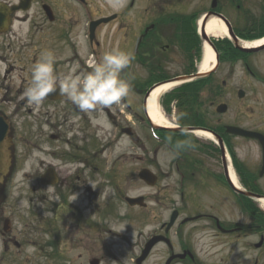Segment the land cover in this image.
I'll return each mask as SVG.
<instances>
[{
	"label": "flooded vegetation",
	"instance_id": "flooded-vegetation-1",
	"mask_svg": "<svg viewBox=\"0 0 264 264\" xmlns=\"http://www.w3.org/2000/svg\"><path fill=\"white\" fill-rule=\"evenodd\" d=\"M213 1L125 0L113 8L107 0H0V66H5L0 117L11 127L15 169L10 178L39 181L32 192L8 183L0 206V264H24L28 244L51 249L43 255L60 263L104 264L112 257L109 234L124 237L108 224L123 219L126 194L114 191L108 200L102 178L113 184L125 178L138 182L142 169L158 174L155 164L165 141L177 153L170 169L174 173L176 167L181 177L178 211L184 216L169 233L164 224L159 229L158 234L179 240L172 247L161 243L160 264H264V214L252 198L237 194L229 179L233 167L246 192L264 196V45H253L264 38V0H218L214 11L227 18L233 35L211 39L218 65L182 90L183 100L175 103L186 115L179 125L171 115V126L157 125L146 109L150 89L172 79V44L182 47L184 75L198 67L203 40L197 20L212 10ZM220 7L243 12L230 18ZM113 48L134 56L123 75L137 89L130 87L121 104L83 113L58 89L39 107L21 99L43 52L55 55V72L63 76L73 65L89 71ZM222 105L225 112L219 111ZM103 120L107 127L96 122ZM182 128L213 136L195 138L176 130ZM153 132L162 139L159 146ZM42 178L57 183L46 186ZM140 210L128 207L129 223L140 221ZM178 227L184 231L175 232ZM208 233L211 238L205 239ZM253 235L256 239H248ZM148 240L138 241V256Z\"/></svg>",
	"mask_w": 264,
	"mask_h": 264
},
{
	"label": "rangeland",
	"instance_id": "rangeland-1",
	"mask_svg": "<svg viewBox=\"0 0 264 264\" xmlns=\"http://www.w3.org/2000/svg\"><path fill=\"white\" fill-rule=\"evenodd\" d=\"M195 9V6H189V11ZM230 9V8H229ZM227 7H222L228 17L235 18V15L238 14L235 10H229ZM171 64H169V73L171 77L179 76L183 73V63H184V53L181 49V45L172 44L171 48ZM199 61V65H201ZM200 138V137H197ZM159 146V142L156 141ZM161 148V146H160ZM167 149V148H166ZM161 148L157 157L155 164V170L158 172L160 181L157 186L154 188H149L142 181L133 182L130 178L123 179L120 183V190L123 193H127L131 196H144L148 202V209H141V216L139 222H128V215L126 206L123 210L120 209V212L124 215V220H120L118 223L113 224L110 221L108 228L118 231L123 234L124 237H117L113 234H110V238L106 240V243L110 246V254L112 257L104 264H135V257L138 254L137 243L140 241L141 245L145 243L146 239L148 240L150 236L152 237L155 233L159 232V229L162 224L169 221L170 215L174 209H181L183 207V202L181 199V184L179 181L180 175L176 170V167L173 170L170 168L173 165L171 162L174 157V154L171 153L168 149ZM30 168L28 166L26 169ZM21 174V173H19ZM104 185L106 191L105 196L108 197V200H112L113 193L115 191V185L110 183L108 178H102L101 181ZM13 183L16 185V190L32 192L33 188L39 186V181L37 178H14ZM46 190H53V188H47ZM30 194H24V197L29 196ZM192 200H189L191 203ZM21 206H28V204H21ZM261 210H263L261 208ZM186 215V214H185ZM184 215H182L183 217ZM239 214H237V217ZM241 220V217L238 218ZM248 222V221H245ZM115 227V229H114ZM177 230L183 232L184 228H176ZM195 237L198 238L202 235V231L199 228L195 229ZM140 233V237H139ZM212 234V233H210ZM175 237V239H174ZM173 240L178 242V238L174 234ZM203 238V237H202ZM201 238V239H202ZM211 238L209 233L205 239ZM248 239H256V237L250 236ZM24 255L22 257V262L24 264H65L63 262H58L53 258H49L43 253H52L51 249H46L40 251V246H34L28 244L25 248ZM215 251V250H213ZM30 252V254H29ZM165 245H159L153 252V256L145 264H160L159 257L164 255ZM68 264V263H66ZM69 264H80V263H69Z\"/></svg>",
	"mask_w": 264,
	"mask_h": 264
},
{
	"label": "clouds",
	"instance_id": "clouds-1",
	"mask_svg": "<svg viewBox=\"0 0 264 264\" xmlns=\"http://www.w3.org/2000/svg\"><path fill=\"white\" fill-rule=\"evenodd\" d=\"M125 0H107L109 7H123ZM134 59L131 52L113 48L105 52L99 61L89 65L90 70L78 71L73 65L63 76H57L54 65L56 57L51 51H45L31 69V81L21 99L29 106L39 107L45 98L57 89L83 113H92L98 109L111 108L121 104L130 91V82L123 73ZM5 66H0V69ZM186 115L179 112L176 123ZM108 126L107 121H96ZM178 147L182 144L178 143ZM93 187H96L93 185ZM49 188V187H48Z\"/></svg>",
	"mask_w": 264,
	"mask_h": 264
},
{
	"label": "water",
	"instance_id": "water-1",
	"mask_svg": "<svg viewBox=\"0 0 264 264\" xmlns=\"http://www.w3.org/2000/svg\"><path fill=\"white\" fill-rule=\"evenodd\" d=\"M213 7L215 8V5ZM209 18H210V15L207 16V18L205 19L203 26L206 25V22L208 21ZM203 34L205 37L206 36L205 31H203ZM198 76H204V75H198ZM198 76L182 77V78H178L175 80H186L188 78H191V77L196 78ZM219 111L225 112L226 106H221L219 108ZM13 166H14V159H13V150H12V142H11V134H10V124L4 118L0 117V202H1L2 192L4 191L5 184L7 180L9 179L7 178V176L10 174ZM141 178L144 181H146L149 185H155V183L157 182V177L154 174L150 173L148 170L142 171ZM49 179H50L49 181H52L53 178H49ZM48 183H53V181L48 182ZM248 195H252V194H248ZM252 196H255V195H252ZM255 197H257L258 199L261 198L260 196H255ZM128 200L131 204H139L141 206H146V204L144 203L143 197L136 198V199H128ZM177 217H178V212H174L167 230H169L173 226V224L177 220ZM160 241L169 242L168 239H166L163 236L154 237L147 244L146 249L143 253V256L138 260V264H142V262L146 259L147 255L150 253L151 249Z\"/></svg>",
	"mask_w": 264,
	"mask_h": 264
},
{
	"label": "bare ground",
	"instance_id": "bare-ground-1",
	"mask_svg": "<svg viewBox=\"0 0 264 264\" xmlns=\"http://www.w3.org/2000/svg\"><path fill=\"white\" fill-rule=\"evenodd\" d=\"M206 32L210 37H216V38L227 36L228 34L226 26L223 24V22L220 21V19L216 17L210 18V20L208 21L206 25ZM263 42L264 40L261 39V40L254 42L253 45L257 46V45L262 44ZM214 63H215V53L208 44H205L204 52H203V59H202L201 66H200V71L207 72L208 70H211L214 67ZM178 85L179 84H175V83L164 84L156 88L151 93L147 101V105H148V111H149L150 117L155 124L161 125V126H164V125L171 126L170 122L165 119V117L163 116L160 110V99L165 93L176 88ZM197 135L206 137V138L210 137V134L206 132H197ZM230 175H231V179L234 182V184L236 186L239 185L238 179L236 178L235 173L231 168H230ZM260 204H261V207L264 209V200H261Z\"/></svg>",
	"mask_w": 264,
	"mask_h": 264
},
{
	"label": "trees",
	"instance_id": "trees-1",
	"mask_svg": "<svg viewBox=\"0 0 264 264\" xmlns=\"http://www.w3.org/2000/svg\"><path fill=\"white\" fill-rule=\"evenodd\" d=\"M181 92H180V94H177V95H174V96H172V94H170V95H167L168 97V99L166 100V103H165V105H166V108L168 109V110H170V103L174 100V99H179L180 101L181 100H183L181 97H182V90H180ZM184 95H187V94H184ZM181 109L183 110V107H181V103L179 104V110L181 111Z\"/></svg>",
	"mask_w": 264,
	"mask_h": 264
}]
</instances>
